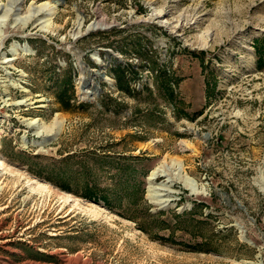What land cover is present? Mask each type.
I'll list each match as a JSON object with an SVG mask.
<instances>
[{
	"label": "rangeland",
	"instance_id": "obj_1",
	"mask_svg": "<svg viewBox=\"0 0 264 264\" xmlns=\"http://www.w3.org/2000/svg\"><path fill=\"white\" fill-rule=\"evenodd\" d=\"M262 38L264 0H0V264H264Z\"/></svg>",
	"mask_w": 264,
	"mask_h": 264
},
{
	"label": "trees",
	"instance_id": "obj_2",
	"mask_svg": "<svg viewBox=\"0 0 264 264\" xmlns=\"http://www.w3.org/2000/svg\"><path fill=\"white\" fill-rule=\"evenodd\" d=\"M257 53L260 59L264 57V38L261 40H257ZM128 67V66H127ZM112 76L116 81V85L120 91L131 93L134 89L130 87L131 81V72H128L127 69L123 66V64H117L115 67L112 68ZM73 88V87H72ZM68 92V87L66 85L60 89V93H58V98L60 102L64 105L65 108L70 107V98L65 97ZM73 92V91H72ZM91 198H97L96 196L90 195Z\"/></svg>",
	"mask_w": 264,
	"mask_h": 264
},
{
	"label": "bare ground",
	"instance_id": "obj_3",
	"mask_svg": "<svg viewBox=\"0 0 264 264\" xmlns=\"http://www.w3.org/2000/svg\"><path fill=\"white\" fill-rule=\"evenodd\" d=\"M47 4H44L42 5L41 7H39V10L38 12L42 11L43 7H45ZM38 6V5H37ZM48 8V7H47ZM50 9V7H49ZM52 9V8H51ZM31 10V9H30ZM46 10V9H45ZM31 13V12H30ZM34 17V16H33ZM31 17V18H33ZM50 18V17H49ZM48 20V19H47ZM62 124V123H61ZM10 168H8L6 166V164L3 162V160L0 158V176L9 172L10 173ZM156 171L153 172L152 176V180L154 179V177L156 176ZM12 174V173H11ZM13 175V174H12ZM151 181V180H150ZM29 189H31L32 191H37L38 189L39 190H43V189H46V186L40 184V182L36 181V180H29L28 183H27ZM149 194L150 196H152V189L150 188L149 189ZM69 197V196H68ZM77 199V198H76Z\"/></svg>",
	"mask_w": 264,
	"mask_h": 264
}]
</instances>
